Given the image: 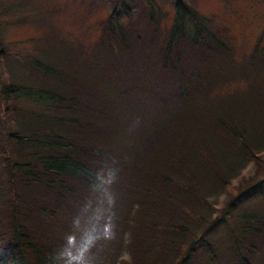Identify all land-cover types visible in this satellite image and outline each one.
Wrapping results in <instances>:
<instances>
[{"label": "trees", "instance_id": "1", "mask_svg": "<svg viewBox=\"0 0 264 264\" xmlns=\"http://www.w3.org/2000/svg\"><path fill=\"white\" fill-rule=\"evenodd\" d=\"M135 1L109 0L78 65L0 85V264H66L68 250L84 264H249L264 249V212L249 210L264 204L262 37L238 62L184 0L162 35L152 1ZM104 170L112 207L96 206Z\"/></svg>", "mask_w": 264, "mask_h": 264}, {"label": "rangeland", "instance_id": "2", "mask_svg": "<svg viewBox=\"0 0 264 264\" xmlns=\"http://www.w3.org/2000/svg\"><path fill=\"white\" fill-rule=\"evenodd\" d=\"M148 0H136L135 4H145ZM153 8L159 13L160 35L162 29L171 26L174 18L173 0H151ZM203 17L209 27L219 37L227 41L234 49V58L241 61L254 48L259 37L264 45V0H184ZM147 6V5H146ZM109 0H0V41L6 51V56L0 57V85L16 82L27 73L28 67L45 66L48 63L67 62L71 60L78 65L84 57H88L90 48L99 35L98 23L110 11ZM139 11V6L134 13ZM142 20V19H141ZM141 32L148 31L146 25L139 24ZM191 31V28L188 29ZM87 51V52H86ZM86 52V55H85ZM72 55V57L70 56ZM74 70V69H73ZM243 81L233 80L229 85L242 88ZM11 103V101H7ZM21 107L37 108L25 101L19 102ZM3 104L0 101V117H3ZM41 110V109H40ZM3 119L0 118V121ZM4 123H0L2 129ZM134 135L123 138L122 143H128ZM252 162H246L240 173L247 177L255 173ZM236 183V179L232 180ZM110 178L106 170L102 172L101 188L96 206L112 207V197L109 194ZM228 196L224 193L211 195L208 200L215 208L224 206ZM264 212V204L251 203L249 210ZM260 216V215H259ZM101 233L109 237L111 231L108 221L101 222ZM226 235L225 228H220ZM220 245H225L220 239ZM71 253L68 250V253ZM67 253V260L69 259ZM127 257L125 253L122 254ZM81 264L84 260L78 254ZM249 264H264V249L256 257H246ZM228 264H236L231 260Z\"/></svg>", "mask_w": 264, "mask_h": 264}, {"label": "clouds", "instance_id": "3", "mask_svg": "<svg viewBox=\"0 0 264 264\" xmlns=\"http://www.w3.org/2000/svg\"><path fill=\"white\" fill-rule=\"evenodd\" d=\"M68 243L71 245L74 243V239L73 238H69ZM69 259L67 260L66 264H81V262L74 256H72V254L69 252L68 253Z\"/></svg>", "mask_w": 264, "mask_h": 264}]
</instances>
